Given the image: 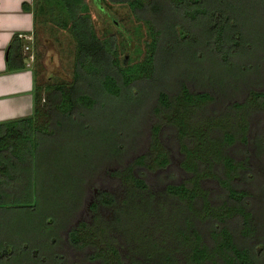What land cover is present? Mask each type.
<instances>
[{"label": "trees", "instance_id": "trees-1", "mask_svg": "<svg viewBox=\"0 0 264 264\" xmlns=\"http://www.w3.org/2000/svg\"><path fill=\"white\" fill-rule=\"evenodd\" d=\"M123 2L129 5L136 18L145 21L150 36L142 58L127 64L119 56L115 37L102 38L97 33L86 0H42L34 8L35 19L39 13L49 14L50 19L74 37V79L71 83L48 85L45 90L52 103L44 104L43 108L41 89L36 86L33 115L0 123V208L7 203L36 206L37 190L30 168L35 164L39 135L47 134V127L53 122L55 126L50 130L53 134L67 121L83 119L90 127V117L98 109L113 101L136 102L141 96L136 86L147 96L151 91L145 87L151 88L152 92L156 90L157 96L154 104L148 97L151 114L155 117L153 125L143 128L136 144L129 146L120 140L115 147L118 157L103 166L108 169V166L116 165L113 171H107L115 179L121 177L129 183L122 203H117L112 192L98 188L94 200L86 208L95 216L70 227L67 225L69 229L66 227L65 233L59 235L51 230L53 217H47L49 221L45 217L43 228L48 233L49 247L43 249V246L26 241L20 248L29 250V256L22 254L26 257L25 264H59L72 255L73 264H125L126 259L113 234L116 227H121L128 237V257L132 264H264L258 254L264 247L257 245L259 241L264 244L258 231L261 224L257 221L259 207L251 199L259 198L238 181L242 176L251 184L264 181V163L258 166L255 160L257 148H264L263 120L257 122L263 138L261 142L257 140L259 146H254L255 152L250 149L252 116L264 111V88L249 89L243 100H232L225 109L212 112L211 105L218 99L213 91L193 90L189 86L190 80L174 79L177 91L171 93L165 90L161 79L162 75H167L169 62L177 57L178 61L182 58L194 60L193 63L183 61L187 64L209 59V56L227 63L232 56L240 58L252 52L257 43L256 35L248 34L244 30L248 23L246 20L242 23L240 19L248 18L251 13L255 15V6L264 0ZM240 7L246 9L240 12ZM24 40L19 35L13 37L10 47L18 52L16 55L22 56ZM159 44L165 46L167 54L162 61V73L158 71L156 61ZM24 66L25 63L20 61L15 68ZM243 66L239 68L243 74L253 69L249 63ZM9 68H14L11 62ZM206 80L213 83L211 78ZM146 128L149 131L145 136ZM123 134L121 132L120 136ZM164 134L172 142L178 141L180 152L185 156L182 166L191 176L184 181L165 182L159 194L150 183L149 171H164L171 162ZM146 137L150 142L147 151L135 156ZM240 141L244 148L242 159L232 154ZM22 164L23 171L19 169ZM209 180L223 189V199L215 201L212 191L204 187ZM22 181L27 185L26 191L18 187ZM96 184L99 181L93 185ZM7 195L9 199H6ZM86 195L84 192L79 195L76 207L70 211L73 216L67 223L77 218L86 206ZM162 195L174 200L172 213L167 212ZM16 197L22 198L21 201ZM137 197L145 207L137 205ZM155 199L158 201L153 205ZM220 200L221 203H217ZM102 206H118L116 218L105 220L99 213ZM153 206L160 207V211L155 218L151 214L150 219L148 210ZM182 214L184 219L179 216ZM236 216L240 233L231 225ZM153 218L154 222L151 221ZM209 221L212 223L210 229ZM15 244L10 239L0 240V260L20 257L19 246ZM45 250H49L48 253Z\"/></svg>", "mask_w": 264, "mask_h": 264}, {"label": "rangeland", "instance_id": "rangeland-1", "mask_svg": "<svg viewBox=\"0 0 264 264\" xmlns=\"http://www.w3.org/2000/svg\"><path fill=\"white\" fill-rule=\"evenodd\" d=\"M40 2L42 0H37L34 7H38ZM86 2L88 13L91 15L99 36L102 38L115 37L119 56L124 63L139 61L146 51V43L150 37L145 21L136 18L129 5L123 0H86ZM255 7H257L255 15L251 13L248 18L241 17L240 19L242 23L245 20L246 24L248 23L244 30L253 37L256 35L257 43L253 46L252 52L240 58L232 56V60L227 61V63H221L220 60L217 61L213 56H209V59L202 58L197 60L195 64H187L183 61L193 63L194 60H185L181 57L182 59L178 61L179 57H177L175 61L169 62L167 75L161 76L165 90L171 91V93L177 91L174 79L190 80L191 89H209L218 95V99L213 102L210 108L214 112L225 109L227 103L229 105L232 100H243L249 89L264 88V2ZM243 8L245 7H240L239 11L241 12ZM32 34V38L27 40L25 45L30 49L25 47V52L27 53L26 57L32 60L30 61L31 65L36 71V86L41 89L40 104L43 108L44 104L51 105L52 103L45 90L48 85L61 82L71 83L74 79L76 41L69 30L57 25L50 19L49 14L39 13L36 15ZM166 56L165 46L159 44L156 50V61L158 71L161 73L164 71V69L162 70V61ZM248 63L253 65V69L244 74L240 73L239 68ZM194 78L195 80L192 82L191 80ZM204 78H211L213 83H207L208 80ZM204 82L205 84H203ZM136 88L138 95H141L136 102L113 101L107 107L98 109L90 117L91 128L83 123V119H79L74 122L67 121L62 128L56 129L55 127L56 130L53 134L50 132L55 126L53 122L51 126L47 127V134L41 133L39 135L40 144L34 158L35 164L33 163L30 168V173L35 180L34 189L37 190V204L35 207H29V205L23 206L21 203H7L5 207L0 208V240L4 238L12 240L16 246H19L17 248L20 253V257L10 261L0 260V264H25L26 257L22 254L26 253L29 256V250H21V246H24L26 241L29 244L43 246V249L47 248L46 246L49 247L48 233H46V228H43L45 217L48 221L47 217H53L54 226L51 230L58 235L65 233L67 225L70 227L80 220L92 219L95 216L94 212L89 213L86 208L94 200V194L98 192V188L112 192L117 197V203H122L129 183L121 177L115 179L108 172L113 171L116 165L108 166V169L103 168V166L118 157L115 147L120 140L125 141L129 146L136 144L140 140V135L143 134V128L147 125L148 128L153 125L155 117L151 114L149 98L154 104L157 96L156 90L152 92L151 88L145 87L151 91L147 96L140 87L136 86ZM87 118H85L86 121ZM261 120L264 122V111L252 116L250 132V137H252L250 149L253 150L252 152H255L254 146H259L257 140L260 141L263 138V134L259 133L261 129L257 126V122ZM146 130L145 136L149 131L147 128ZM121 132L125 134H123L124 137L120 136ZM163 140L170 149L171 162L164 171H149L150 183L159 191V194L163 190L165 182L184 181L191 176L182 166L185 156L180 152L178 141L172 142L165 134ZM144 142V145L137 149L135 156L147 151L146 146L148 148V144H150L149 139L146 137ZM257 150L255 160L259 166V164L264 163V153H262L264 148H257ZM232 154L238 159L244 158L242 141L238 142L236 147L232 149ZM19 169L23 171L24 164ZM97 181L99 184L94 186L93 184ZM238 181L242 186L249 187L259 198L251 199L259 207L260 216H258L257 221H261V224L258 231L261 238L264 239V217L262 216L264 215V187L262 186L264 181L261 184L259 182L251 184L248 178L244 176L239 177ZM215 184L214 181L209 180L205 182L204 187L212 191L214 195L212 197L216 201L225 196L223 197V189ZM18 187L22 191H26L27 185L22 181ZM82 192L87 193L86 206L79 211L76 215L77 218L75 217L72 222L67 223L68 219L73 216L70 211L76 207ZM8 196L6 199H9ZM16 198L20 201L22 199ZM161 198L164 199L162 201L167 206V212L172 213L174 200H170L164 195ZM136 201L140 208L146 206L139 197ZM156 201L158 199L154 200L153 205ZM217 203H221V200ZM251 205L254 207V202ZM117 207L102 206L99 213L104 216L105 220H114L118 215ZM157 211H160V207L153 206L148 210L149 218L151 219L152 215L155 218ZM179 216L184 219L183 214ZM154 218L151 220L152 222H154ZM237 218V216L232 218L231 225L240 233V224ZM151 221L150 224H152ZM207 224H209L210 229L212 223L209 221ZM67 229L69 228L67 227ZM122 231L121 227H116L113 234L116 236V242L126 259L125 264H132L128 257V237ZM257 245L264 247L260 241ZM48 251L45 250L47 253ZM258 254L264 259V248ZM69 257L59 264H73L74 255Z\"/></svg>", "mask_w": 264, "mask_h": 264}, {"label": "crops", "instance_id": "crops-1", "mask_svg": "<svg viewBox=\"0 0 264 264\" xmlns=\"http://www.w3.org/2000/svg\"><path fill=\"white\" fill-rule=\"evenodd\" d=\"M34 6L35 0H0V123L34 113L36 71L32 60L26 57V46L22 47V56L10 47L16 35L24 38L25 43L32 38ZM20 61L25 66L15 68ZM10 62L14 68H9Z\"/></svg>", "mask_w": 264, "mask_h": 264}, {"label": "flooded vegetation", "instance_id": "flooded-vegetation-1", "mask_svg": "<svg viewBox=\"0 0 264 264\" xmlns=\"http://www.w3.org/2000/svg\"><path fill=\"white\" fill-rule=\"evenodd\" d=\"M34 31V30H33ZM26 44H24V47H25ZM24 49V48H23ZM90 205V204H89Z\"/></svg>", "mask_w": 264, "mask_h": 264}, {"label": "built area", "instance_id": "built-area-1", "mask_svg": "<svg viewBox=\"0 0 264 264\" xmlns=\"http://www.w3.org/2000/svg\"><path fill=\"white\" fill-rule=\"evenodd\" d=\"M26 48H28V47H26Z\"/></svg>", "mask_w": 264, "mask_h": 264}]
</instances>
